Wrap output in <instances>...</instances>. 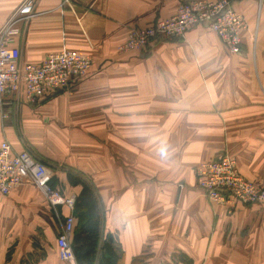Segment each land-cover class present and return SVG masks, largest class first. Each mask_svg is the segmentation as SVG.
I'll return each mask as SVG.
<instances>
[{
    "label": "crops",
    "instance_id": "0c3cea01",
    "mask_svg": "<svg viewBox=\"0 0 264 264\" xmlns=\"http://www.w3.org/2000/svg\"><path fill=\"white\" fill-rule=\"evenodd\" d=\"M23 1L0 0V28ZM191 1L37 0L35 15L15 26L21 62L74 50L93 68L74 90L37 105L6 97L0 145L45 164L66 196L82 190L69 173L89 183L102 208L100 247L111 235L120 264H264V204L217 205L195 175L227 152L264 189V1L234 3L245 21L237 54L206 26L144 52L117 51L131 28ZM59 232L29 178L0 197V264H65Z\"/></svg>",
    "mask_w": 264,
    "mask_h": 264
},
{
    "label": "built area",
    "instance_id": "2783aa9c",
    "mask_svg": "<svg viewBox=\"0 0 264 264\" xmlns=\"http://www.w3.org/2000/svg\"><path fill=\"white\" fill-rule=\"evenodd\" d=\"M37 0H24L12 17L0 28V103L12 97L22 104L34 106L42 100L61 92L74 90L91 72L94 60L74 50L49 54L39 64L21 62V52L12 46L15 28L20 20L35 15ZM62 4L70 0H61ZM241 0H194L180 4L175 15L160 20L148 28H131L124 43L118 46L120 54L140 53L148 50L155 41L184 39L188 30L206 26L215 32L222 43L232 52L239 53L241 31L245 21L234 3ZM264 0H258L262 3ZM197 186L207 199L217 205L236 203L245 205L264 204V189L257 183L243 178L237 162L225 152L214 160L200 164L195 169ZM29 178L54 210L60 232L56 248L60 261L78 264L72 248L76 227L74 216L75 196H66L49 185V168L35 159L28 151L17 152L8 140L0 145V197H7ZM67 209L63 216L60 209Z\"/></svg>",
    "mask_w": 264,
    "mask_h": 264
},
{
    "label": "trees",
    "instance_id": "16d2710c",
    "mask_svg": "<svg viewBox=\"0 0 264 264\" xmlns=\"http://www.w3.org/2000/svg\"><path fill=\"white\" fill-rule=\"evenodd\" d=\"M73 186H81L76 197L74 216L77 220L72 239V248L78 264H120L114 239L111 235L102 242V208L92 186L78 175L68 174ZM52 189L57 190L54 181H49ZM61 191V190H60ZM101 252V257H99Z\"/></svg>",
    "mask_w": 264,
    "mask_h": 264
}]
</instances>
